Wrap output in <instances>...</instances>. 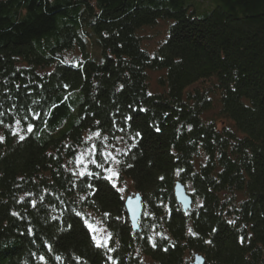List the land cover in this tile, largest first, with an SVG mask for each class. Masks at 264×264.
Segmentation results:
<instances>
[{"label":"trees","instance_id":"obj_1","mask_svg":"<svg viewBox=\"0 0 264 264\" xmlns=\"http://www.w3.org/2000/svg\"><path fill=\"white\" fill-rule=\"evenodd\" d=\"M160 19L173 26L150 57L137 31ZM75 49L82 61L64 63ZM160 70L166 92L150 95ZM212 79L221 110L207 121L205 84L184 89ZM0 113V264H264V0H0ZM84 136L121 142L138 231L107 179L74 174Z\"/></svg>","mask_w":264,"mask_h":264},{"label":"rangeland","instance_id":"obj_2","mask_svg":"<svg viewBox=\"0 0 264 264\" xmlns=\"http://www.w3.org/2000/svg\"><path fill=\"white\" fill-rule=\"evenodd\" d=\"M172 26H173V22L171 20L160 19V20H157L152 26L142 27L141 29H139L137 31V38H138L137 40H139L140 49L146 52L150 57H153L155 53L157 52L158 48L167 39L169 30ZM95 52L96 50L94 51L92 50V55L97 56ZM65 56L66 57H65L64 63L66 64L75 66L79 62L82 61V57L77 51V49L67 52ZM164 75H165V70L147 72V77H148L147 92L148 94L162 95L163 93L166 92V88L164 86L161 87L158 83V79L160 77H163ZM204 84H205V88H203ZM216 84H217L216 79H212L211 82H205V83L204 81H199L193 84L192 86H190L189 88L184 89V93L186 92L185 95H187V94H193L194 92H197V90L203 88L202 90L198 92H202L206 96V98L209 99L211 103V108L205 112L206 114H204V116L206 117L204 118V120H207V121H210L211 118L217 117L221 110V104H220L221 92L216 87ZM217 128H220V127H217ZM21 132L22 131L20 128H16V130L14 129V133H16L19 137L22 135ZM84 139L87 142V146H86L87 148L78 151L76 161L72 168L74 174L79 176L81 175L82 172L87 173L88 167L93 164L95 165V163L92 162L94 158L93 156L90 155V153L95 151L96 155L99 154L100 161H107V163H105L103 167L104 168L111 167V169L113 170L111 173H105L103 171V168H99L103 176L105 175L112 176L111 180L110 179H107V180L112 186L113 184H115L114 188L117 190L121 198L125 200L127 197H134L135 195H138L140 197V204L143 205L142 196L135 191L131 182L129 180L127 181L120 180L118 177V171L120 170V166L118 167V163L116 162L117 161L116 155H118L121 149L124 150L121 142L119 140H116L115 142L116 145L109 147V145H106V144L105 146H102L100 143L97 144L94 136H84ZM93 145L96 146L95 149H93ZM203 161H204V158L202 156L197 159L198 163H203ZM85 165H87V167H85ZM181 186L183 185L181 184ZM119 189H123V191H120ZM184 190L188 196L189 194H192V190L190 187L185 186ZM241 199H242V196L240 194L235 196V202L239 203L241 202L240 201ZM179 207L181 208L182 206L179 205ZM195 207L197 206H194L191 200L190 209L183 210L181 208V211L187 214L188 212H190L192 208H195ZM123 208H124V212H126V208L124 207V204H123ZM127 220H128L127 221L128 224L132 226L130 220L129 219ZM85 223H86V228L91 234L93 244L96 246L99 244V246L97 247H103V248L107 247L109 236L107 232L105 231V229L101 225H99L94 219L93 221L86 219ZM89 225L92 226L91 229L89 228ZM136 231H138V229ZM159 234L162 235V233H159ZM154 235H157V234H154ZM140 260H142L143 264H151L149 260L145 257H141ZM185 261L189 262V257L187 255L185 256Z\"/></svg>","mask_w":264,"mask_h":264},{"label":"water","instance_id":"obj_3","mask_svg":"<svg viewBox=\"0 0 264 264\" xmlns=\"http://www.w3.org/2000/svg\"><path fill=\"white\" fill-rule=\"evenodd\" d=\"M173 194L177 204L182 206L183 210L190 209L191 198L188 196L184 190V187L181 186V183L177 182L173 187ZM124 207L126 208V214L129 216V220L132 224L134 231L138 229V218L141 214V204L140 197L135 195L134 197H127L125 202H123ZM190 264H203L202 258H195Z\"/></svg>","mask_w":264,"mask_h":264},{"label":"snow or ice","instance_id":"obj_4","mask_svg":"<svg viewBox=\"0 0 264 264\" xmlns=\"http://www.w3.org/2000/svg\"><path fill=\"white\" fill-rule=\"evenodd\" d=\"M0 115H3V114L0 113ZM41 115H42L41 113H39V112H35L34 110H32V117H33V119L39 121V120L41 119ZM127 119H128V120H131V117L129 116V117H127ZM17 123H20V121H17ZM97 123H99V122H97ZM34 128H35V125H33L32 123H28V124H27V132H28L29 134L33 133ZM14 134H15V133H14ZM96 135H99V133H96ZM136 135L139 136L140 134H139V133H136ZM19 138H20L21 140H23V139H25V136L21 135ZM105 139H106V137H105ZM95 147H96V146L93 145V149H95ZM90 155L93 156V157H95V155H96V154H95V151H93L92 153H90ZM92 162L95 163V165H96L97 168H103V171H104L105 173H111V172L113 171V170L111 169V167H106V168L103 167V165H104L105 163H107V161H98V160L93 159ZM116 162L119 163V161H116ZM129 166H130V165H129ZM85 167H87V165H85ZM85 175H87L88 179H93V178L110 179V180L112 179V176H108V175L102 176L100 172H98V171H94V170H88L87 173H84V172L81 173V177H82V178H83ZM114 175H115V174H114ZM161 179H163V177H161ZM88 187H89L90 189H92V195H95V191L97 190V189H96V186L93 185V184H89ZM113 187H115V184H113ZM119 190H120V191H123V189H119ZM105 215H109V214L105 213ZM91 227H92V226L89 225V228H90V229H91ZM189 231H191V230H189ZM97 246H99V244H98Z\"/></svg>","mask_w":264,"mask_h":264},{"label":"bare ground","instance_id":"obj_5","mask_svg":"<svg viewBox=\"0 0 264 264\" xmlns=\"http://www.w3.org/2000/svg\"><path fill=\"white\" fill-rule=\"evenodd\" d=\"M141 210H142V205H141ZM127 216H128V214H127ZM140 216H141V214L139 215L138 220L140 219ZM128 219H129V216H128ZM131 227H132V226H131ZM132 229H133V227H132ZM196 257H197V258H201L200 256H195L194 259H195ZM194 259H193V260H194Z\"/></svg>","mask_w":264,"mask_h":264}]
</instances>
